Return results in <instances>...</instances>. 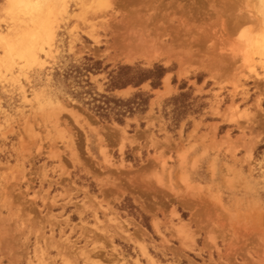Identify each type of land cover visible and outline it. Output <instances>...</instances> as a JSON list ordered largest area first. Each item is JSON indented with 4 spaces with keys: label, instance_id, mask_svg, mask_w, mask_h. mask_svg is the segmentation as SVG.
<instances>
[{
    "label": "rangeland",
    "instance_id": "1",
    "mask_svg": "<svg viewBox=\"0 0 264 264\" xmlns=\"http://www.w3.org/2000/svg\"><path fill=\"white\" fill-rule=\"evenodd\" d=\"M59 1L31 63L6 48L32 22L0 0V264H264V57L244 39L258 0ZM123 66L166 72L109 89ZM89 89L149 103L105 122Z\"/></svg>",
    "mask_w": 264,
    "mask_h": 264
},
{
    "label": "trees",
    "instance_id": "2",
    "mask_svg": "<svg viewBox=\"0 0 264 264\" xmlns=\"http://www.w3.org/2000/svg\"><path fill=\"white\" fill-rule=\"evenodd\" d=\"M88 62L92 64H85L84 67H75L71 70L70 77L75 79L74 82L77 86H81V79L85 74L95 70L92 65L97 64V62L91 59ZM165 72V69L161 67H157L155 70H141L130 66L119 67L116 75H111L109 89L121 90L129 86L139 87L146 82H151L153 88H159ZM84 95L87 100L85 98H80V100L89 107L95 116L102 121H115L119 124H123L127 117L145 112L149 103V97L145 99L143 93L137 94L129 100L111 95L95 94L90 89L80 92L79 97H84Z\"/></svg>",
    "mask_w": 264,
    "mask_h": 264
},
{
    "label": "bare ground",
    "instance_id": "3",
    "mask_svg": "<svg viewBox=\"0 0 264 264\" xmlns=\"http://www.w3.org/2000/svg\"><path fill=\"white\" fill-rule=\"evenodd\" d=\"M57 1H59V0H57ZM50 2H51V0H8L7 10H9L10 12L11 11L15 12V13L20 12L26 16H29V18H30L29 21L32 22V25H33L32 27L27 28V30L22 33L21 37H19L18 39L13 40V41L8 43L6 49H7V54H9V56L15 55L19 60L34 63V62H36V60L38 58L37 50L39 49V46H41L40 50L44 51L43 46L45 44H49V42L54 40L53 38H54L55 32L53 31L52 21H50L49 18L46 20L47 14H48V9L50 6L49 5ZM258 2H259V12L261 13L262 18L256 20L254 17H250V16L249 17H250V19L254 18L258 22V29L260 26L261 34L259 37H256V38H253L249 35H246L244 37V39H245V43L249 47V49L251 48L252 50L255 51V53L257 52L259 55L264 57V0H258ZM107 4H108L107 0H98L97 7L102 8V7L107 6ZM254 4H255V2H254ZM60 5L62 6V4H60ZM257 5L258 4L256 3L255 6L257 7ZM1 8H2L1 10H3V7H1ZM92 8H94V7L92 6ZM4 9H5V7H4ZM49 11H50V9H49ZM221 13H223V12H221ZM243 19H242V21H243ZM246 19L247 18H245V20ZM247 21H250V20L247 19ZM183 23H184V21H183ZM17 31H19V30H17ZM13 33H14V31H13ZM39 44H41V45H39ZM244 47H246V46H244ZM168 83H169V81H168ZM129 90H131V89L123 90V92L125 91L124 93H127V91H129ZM167 90H168V92L171 91V90H169V88ZM159 94H160V92H159ZM166 94H167V92H166ZM74 163H76V162H74ZM77 164H78V162H77ZM84 207H85V205H84ZM93 211H95V210H93ZM80 212H81V209H80ZM39 257H38V259H40ZM41 259H42V257H41ZM43 259H44V257H43Z\"/></svg>",
    "mask_w": 264,
    "mask_h": 264
},
{
    "label": "crops",
    "instance_id": "4",
    "mask_svg": "<svg viewBox=\"0 0 264 264\" xmlns=\"http://www.w3.org/2000/svg\"><path fill=\"white\" fill-rule=\"evenodd\" d=\"M194 159V157L193 156H191L190 157V159H189V163H191L192 162V160ZM178 169V166H175V171ZM210 178H211V176H210ZM130 195L131 196H133L131 193H130ZM133 199H134V201L139 205V207L141 208V210L145 213V214H147V215H149L150 217H151V224L153 225V223H154V220H155V218H157L158 220H160L163 224H161L160 226H159V228H160V231L161 232H164V234H165V231H166V229H165V225H164V223L166 222V217H165V215H164V213L163 212H161V211H157L156 210V208L154 207V206H152L150 203H148V202H145V201H143V199L142 198H138V197H135V196H133ZM169 213L170 212H168V216H169ZM167 228V227H166ZM131 233H135V230H131L130 231ZM167 236V235H166ZM133 243H134V245H135V241H133ZM133 250L137 253L139 250H138V248L136 247V245H135V247L133 248Z\"/></svg>",
    "mask_w": 264,
    "mask_h": 264
}]
</instances>
